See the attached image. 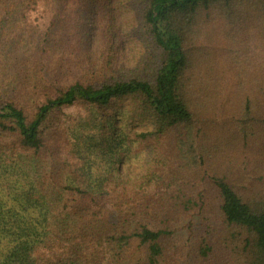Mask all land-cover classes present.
<instances>
[{
	"label": "trees",
	"instance_id": "trees-1",
	"mask_svg": "<svg viewBox=\"0 0 264 264\" xmlns=\"http://www.w3.org/2000/svg\"><path fill=\"white\" fill-rule=\"evenodd\" d=\"M0 264H264V0H0Z\"/></svg>",
	"mask_w": 264,
	"mask_h": 264
},
{
	"label": "rangeland",
	"instance_id": "rangeland-1",
	"mask_svg": "<svg viewBox=\"0 0 264 264\" xmlns=\"http://www.w3.org/2000/svg\"><path fill=\"white\" fill-rule=\"evenodd\" d=\"M124 172V171H123ZM253 179V176L250 172H247L243 177H242V182L241 185H248ZM136 257L133 256V259H135Z\"/></svg>",
	"mask_w": 264,
	"mask_h": 264
}]
</instances>
